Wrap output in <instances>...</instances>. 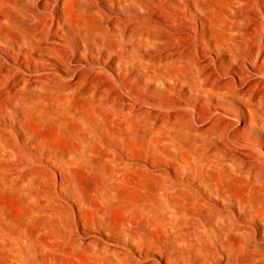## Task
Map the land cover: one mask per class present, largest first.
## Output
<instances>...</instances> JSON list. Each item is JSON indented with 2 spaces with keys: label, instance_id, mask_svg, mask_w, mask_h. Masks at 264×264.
Segmentation results:
<instances>
[{
  "label": "rangeland",
  "instance_id": "374dc122",
  "mask_svg": "<svg viewBox=\"0 0 264 264\" xmlns=\"http://www.w3.org/2000/svg\"><path fill=\"white\" fill-rule=\"evenodd\" d=\"M216 1L0 0V264H264V63Z\"/></svg>",
  "mask_w": 264,
  "mask_h": 264
},
{
  "label": "bare ground",
  "instance_id": "6f19581e",
  "mask_svg": "<svg viewBox=\"0 0 264 264\" xmlns=\"http://www.w3.org/2000/svg\"><path fill=\"white\" fill-rule=\"evenodd\" d=\"M246 4V10L244 13L245 17L248 18L250 22L247 24L250 27L251 35L249 36V40L254 45L253 48V58L256 62L264 63V0H243ZM222 2H226V0H217L214 5H211L210 2L204 3V6L209 10L210 14H217L219 11H223L224 7ZM220 18L224 17L219 15V17L214 16L212 23V31L211 36L216 45L221 43V38L217 34V25L220 24ZM214 31L216 32V36L214 35ZM256 70H249L248 67L242 66L240 70H235L233 73L238 78V85L241 87V91H251L253 94L260 99L264 104V77L253 80L252 82H248L250 75H252ZM247 83V85L245 84ZM236 86L234 78H231L228 82L224 83V87L229 88ZM252 115V111H249L248 117ZM247 115L243 117L242 124H239L240 129H246L248 126L247 123ZM231 125L236 124L235 122H230ZM250 158V157H248ZM262 163V162H260ZM261 167H264L261 165Z\"/></svg>",
  "mask_w": 264,
  "mask_h": 264
}]
</instances>
